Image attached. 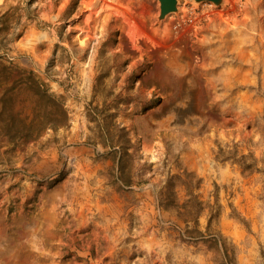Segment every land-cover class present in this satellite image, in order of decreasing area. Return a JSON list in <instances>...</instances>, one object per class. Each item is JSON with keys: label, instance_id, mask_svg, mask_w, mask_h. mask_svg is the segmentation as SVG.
Returning a JSON list of instances; mask_svg holds the SVG:
<instances>
[{"label": "rangeland", "instance_id": "1", "mask_svg": "<svg viewBox=\"0 0 264 264\" xmlns=\"http://www.w3.org/2000/svg\"><path fill=\"white\" fill-rule=\"evenodd\" d=\"M30 7L50 26L23 27L0 64L40 76L67 121L25 140L0 119V264H264V0H177L162 19L158 0ZM15 93L30 121L32 93ZM120 128L131 189L103 144ZM169 178L203 201L204 236L155 208Z\"/></svg>", "mask_w": 264, "mask_h": 264}, {"label": "trees", "instance_id": "2", "mask_svg": "<svg viewBox=\"0 0 264 264\" xmlns=\"http://www.w3.org/2000/svg\"><path fill=\"white\" fill-rule=\"evenodd\" d=\"M30 2L31 0L26 1L25 6H11L0 15V49L4 48V45L12 41L16 36H19L20 30L31 22H36V26L38 27L50 26L47 22L39 19V10L36 7L31 8ZM54 60L51 63H54ZM59 60L60 58L57 60L58 63H62V60ZM0 65V74H2L0 82L5 84L3 93L0 96V119L3 123V130L7 132L17 130L20 137L28 140L29 138H37V136L32 137L34 129H37V132H39L47 127L54 129L66 124L67 112L62 102L48 93L46 82L40 76L29 72L26 73L25 77L19 76L15 78V75H21L24 72L9 64ZM45 74L47 75L48 73L45 72ZM21 86L24 90H29L32 93L33 105L31 111L34 117L30 121H28L27 113L22 114L24 111L23 107L20 109L15 108L19 98L15 90ZM27 99H21L20 102L23 103V106ZM39 134L37 133V135ZM103 144L109 146L106 154L114 163L116 169L115 181L120 187L131 189L137 182L135 183L134 181L129 165L133 160L134 154L130 152V148L133 145L127 132L123 128H120L119 136L107 135ZM170 178L157 191L154 197L155 208L159 212L174 215L184 223V233L180 234L181 238L190 236L191 239L198 235L204 236L198 228V219L200 212L203 210V201L194 194L189 184H185L184 198H180ZM200 239H204V237ZM223 255L226 260L230 259L224 245Z\"/></svg>", "mask_w": 264, "mask_h": 264}, {"label": "water", "instance_id": "3", "mask_svg": "<svg viewBox=\"0 0 264 264\" xmlns=\"http://www.w3.org/2000/svg\"><path fill=\"white\" fill-rule=\"evenodd\" d=\"M197 2L208 1L214 4H220L222 0H195ZM159 2V15L158 18L162 19L166 14L176 10L177 0H158Z\"/></svg>", "mask_w": 264, "mask_h": 264}, {"label": "built area", "instance_id": "4", "mask_svg": "<svg viewBox=\"0 0 264 264\" xmlns=\"http://www.w3.org/2000/svg\"><path fill=\"white\" fill-rule=\"evenodd\" d=\"M195 24V17L187 15L182 17L180 20L172 24V28L175 32L188 33L190 27Z\"/></svg>", "mask_w": 264, "mask_h": 264}]
</instances>
